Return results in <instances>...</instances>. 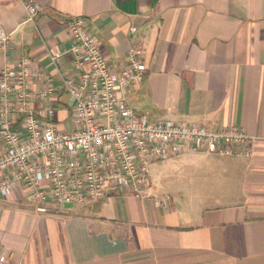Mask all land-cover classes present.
I'll list each match as a JSON object with an SVG mask.
<instances>
[{"label":"crops","instance_id":"0c3cea01","mask_svg":"<svg viewBox=\"0 0 264 264\" xmlns=\"http://www.w3.org/2000/svg\"><path fill=\"white\" fill-rule=\"evenodd\" d=\"M34 1L41 12L31 23L19 0H0L8 37L0 73L26 55L40 75L34 88L52 89L45 105L60 131L74 128L64 82L75 83L77 73L72 56L57 66L50 57L70 47L69 21L79 17L113 72L141 45L144 74L124 93L139 115L210 132L232 127L256 142L248 158L158 161L201 169L202 182L177 192V202L151 185L157 163L139 198L120 191L56 205L29 203L22 190L0 197V264H264V0ZM11 128L21 133L20 116L11 117Z\"/></svg>","mask_w":264,"mask_h":264},{"label":"built area","instance_id":"2783aa9c","mask_svg":"<svg viewBox=\"0 0 264 264\" xmlns=\"http://www.w3.org/2000/svg\"><path fill=\"white\" fill-rule=\"evenodd\" d=\"M19 1L25 22L32 23L41 8L34 0ZM68 28L70 47L54 51L50 61L57 66L65 56L73 59L76 82H64L72 102L71 132L55 125L54 110L45 105L52 89L34 88L40 75L26 55L15 69L0 73V197L22 190L29 203L50 199L56 205L82 204L120 191L139 198L155 162L185 154L252 156L256 138L240 129L210 132L184 121H152L139 115L124 93L144 74L141 45L128 50L125 69L113 72L82 18H72ZM7 45L0 28V51ZM33 102L44 108L31 113L28 106ZM14 115L21 117V133L11 128Z\"/></svg>","mask_w":264,"mask_h":264},{"label":"rangeland","instance_id":"374dc122","mask_svg":"<svg viewBox=\"0 0 264 264\" xmlns=\"http://www.w3.org/2000/svg\"><path fill=\"white\" fill-rule=\"evenodd\" d=\"M179 159H171L166 162H155V166L151 168V185L158 187L160 191H166L173 197V201L180 200L176 196L177 192L189 191L194 185L201 183L203 175L198 167H191L184 163H175ZM169 164L170 167L157 169V165ZM156 176V177H155ZM124 192V191H121ZM126 193V192H124Z\"/></svg>","mask_w":264,"mask_h":264}]
</instances>
